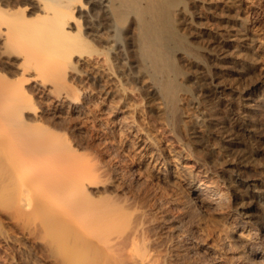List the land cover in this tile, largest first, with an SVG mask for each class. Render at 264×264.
I'll list each match as a JSON object with an SVG mask.
<instances>
[{"label": "bare ground", "instance_id": "bare-ground-1", "mask_svg": "<svg viewBox=\"0 0 264 264\" xmlns=\"http://www.w3.org/2000/svg\"><path fill=\"white\" fill-rule=\"evenodd\" d=\"M183 1L0 0V264H126L133 255L141 264H264V239L253 236L254 232L236 234L232 245L225 238L211 243L189 226L184 228L164 209V202L156 204L161 212L157 225L156 219L147 218L127 239L111 237V229L120 222L118 215L128 225L130 214H115L120 207L111 209L113 197H106L113 183L108 177L103 180L104 167L85 162L63 133L65 120L74 117L77 122L89 115L85 97L71 94L65 86L68 68L74 69L73 63L87 53L91 58L93 54L106 57L112 68L124 67L118 35L127 25L144 71L151 75L169 111L175 112L183 85L178 82L183 71L175 56L180 51L195 55L197 49L177 26L176 12ZM239 27L237 35L231 36L241 45L248 38ZM189 188L194 195L187 194L191 205L205 187L191 180ZM220 197H213L211 203ZM154 227L166 231L162 242L169 250L159 259L149 255L153 242L147 235Z\"/></svg>", "mask_w": 264, "mask_h": 264}, {"label": "rangeland", "instance_id": "rangeland-1", "mask_svg": "<svg viewBox=\"0 0 264 264\" xmlns=\"http://www.w3.org/2000/svg\"><path fill=\"white\" fill-rule=\"evenodd\" d=\"M176 21L192 49L198 50L193 49L195 55L180 51L175 56L176 65L183 71L178 77L183 85L175 112L169 111L151 75L144 71L133 47L132 28L127 25L118 35L123 44L120 55L125 59L124 67L112 68L106 57L93 54L91 58L90 53H83L80 63H73L75 70L68 68L65 86L71 94L85 97L89 115L77 122L74 117L65 120L62 128L68 140L63 135L64 140L79 149L85 162L104 167L102 179L111 178L109 182L113 183L106 196L109 200L113 197L109 201L110 206L114 202L111 209L116 210L117 205L122 208L113 211L116 215L122 211L125 216L130 214L128 225L123 216L127 226L118 215L119 227L111 229V237L121 235L127 239L147 218L156 219L157 225L161 212L156 204L164 202V209L184 228L189 226L211 243L225 238L232 245L236 234L247 236L251 232L262 240L264 0H184ZM240 25L248 38L241 45L231 36L237 35ZM243 44L246 48L241 47ZM7 72L12 75V71ZM23 82L19 83L27 88V82ZM36 101L43 102L39 98ZM191 180L205 190L198 191L203 195L189 205L188 197L194 198L189 188ZM219 194V202L211 203ZM165 234L163 228L154 227L147 235L153 242L150 258L159 259L162 253H168L167 245H163ZM127 259L126 264H141L136 255Z\"/></svg>", "mask_w": 264, "mask_h": 264}]
</instances>
